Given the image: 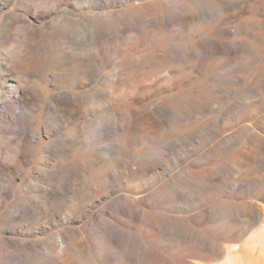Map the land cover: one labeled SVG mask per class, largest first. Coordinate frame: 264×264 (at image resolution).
Segmentation results:
<instances>
[{"label":"rangeland","instance_id":"rangeland-1","mask_svg":"<svg viewBox=\"0 0 264 264\" xmlns=\"http://www.w3.org/2000/svg\"><path fill=\"white\" fill-rule=\"evenodd\" d=\"M263 220L264 0H0V264H264Z\"/></svg>","mask_w":264,"mask_h":264},{"label":"bare ground","instance_id":"bare-ground-1","mask_svg":"<svg viewBox=\"0 0 264 264\" xmlns=\"http://www.w3.org/2000/svg\"><path fill=\"white\" fill-rule=\"evenodd\" d=\"M168 21H170L172 23H180V22L185 23L186 22L184 19L181 18V15L179 13H173V14H171L170 17H169V19H168ZM190 22H192L191 19H190ZM187 54H189V53H187ZM87 66H88V63L87 62L82 63V67H87ZM98 73L101 74L102 73V70L101 69H98ZM23 102L24 103L27 102V104L29 103V101L28 100L26 101L25 98L23 99ZM18 135L20 136V138H22L23 141H31V139L37 137L38 132L33 131V130H28V129L24 128V129L21 130L20 134H18ZM106 150L107 151H110L109 148H106ZM25 151H26V148L23 149L21 152H25ZM145 160L150 161L151 160V157H146ZM149 170L150 169H147L146 166H140V167H138L135 170V173L137 175H139V176H144ZM251 211H252V209H251ZM119 212L121 213V215H123L125 217H128V218H138V217H141L140 221H142V222H143L142 214L145 213V211L141 207H139L137 205H134V204L133 205L126 206V207H121L119 209ZM258 216L261 218V214H259ZM262 222L264 224V220ZM120 230L121 229H120L119 226H117V224H114L112 222L110 223L109 221H105V236H107L111 241H113V243H116V244H119V245L120 244H123L124 245L125 242L121 241V239L119 238L120 235H122V233L120 232ZM203 248L208 249L212 254H214V256L216 255V248L211 244V242H209V240L206 239L205 243H203ZM232 253H234V252H232ZM47 258L50 261H54V260H56V259L59 258V254H58V252L54 248H52V249L50 248L49 249V252H48V255H47ZM237 261H239V263ZM223 264H251V263H250V261L248 263L246 259L243 260L242 258L240 259V257L234 256V255L231 254V256L230 255L227 256V258L225 259V262Z\"/></svg>","mask_w":264,"mask_h":264}]
</instances>
